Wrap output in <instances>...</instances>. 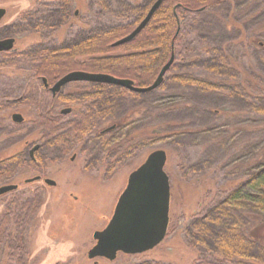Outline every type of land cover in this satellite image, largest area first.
<instances>
[{"label":"rangeland","instance_id":"374dc122","mask_svg":"<svg viewBox=\"0 0 264 264\" xmlns=\"http://www.w3.org/2000/svg\"><path fill=\"white\" fill-rule=\"evenodd\" d=\"M51 5L50 0H0V7L6 10L0 23V38L9 31L10 37L16 40L14 48L17 52L11 58L0 56V65L11 61V65L0 67V82L20 88L23 79L33 76L34 70L25 64L21 55L61 48L95 30L124 23L119 17L121 7L113 5L109 13H100L92 0H74L71 14L61 27L40 33L16 31L18 25L26 26L20 22L24 14L32 12L36 18L45 19ZM183 37L186 38L184 46L193 49L197 55L192 59L184 55L183 62L177 61L178 69L172 70L166 78L187 73L213 80L206 72L210 60H205V55L209 51L213 56L214 49H221L229 60L223 72L225 81L232 80L239 85L247 81L244 86H239L243 88L246 103L236 102L234 107L225 93L208 98L167 83L164 90L139 99L141 105L135 109L138 112L134 116L126 115V123L123 122L111 135L113 140L106 152L104 147L95 145L91 148L97 154L89 156L86 152L79 156V150L86 145L83 141V146L71 149L68 154L58 156L50 151L43 171L26 168L10 180L0 176V187L18 186L16 191L0 196V226L6 219V226L14 229L15 238L10 239L8 233L0 237V264H8L7 259L11 257L21 259L20 264H193L197 261L200 251L187 243L193 222L218 204L222 194L238 186L243 181V173H249L253 163L264 161V132L256 127L258 119L251 116V105L258 96L264 103V92L251 95L248 82L250 76L259 82L264 80V63L259 61L264 45V0H229L213 12L186 20ZM4 94L8 93L0 86V98ZM130 107L127 105L118 113L119 117H124ZM227 109L240 114L230 118ZM217 110L223 113L220 115ZM8 116L9 112L0 113V162L15 154L28 157L24 143L36 139V135L28 134L35 125V117L26 116L27 125L20 128L10 124ZM169 120L183 126L185 134L172 135L174 128L171 127L168 128L171 134L151 135L143 147L136 146L140 137L135 138V135L140 126ZM113 121L104 122L102 127ZM156 150L166 153L164 171L170 190L169 222L164 239L142 254L119 253L114 261L89 260L87 254L94 245L93 235L103 230L110 220L129 174ZM74 153L77 159L71 163ZM102 156L105 161L98 173L107 166V171L114 175L105 178L84 172V159L93 161ZM57 158L58 163L51 162ZM37 175L56 185L47 186L42 180L25 183L26 179ZM22 245L26 253L20 250Z\"/></svg>","mask_w":264,"mask_h":264},{"label":"trees","instance_id":"16d2710c","mask_svg":"<svg viewBox=\"0 0 264 264\" xmlns=\"http://www.w3.org/2000/svg\"><path fill=\"white\" fill-rule=\"evenodd\" d=\"M50 1L52 5L50 11L46 13L45 19L36 18L34 13L28 12L20 20L26 26L20 24L16 31L19 30L20 33L47 32L65 24L74 7V0ZM155 1L92 0V5L98 8L100 13L102 11L109 13L113 5L121 7L122 12L119 17L123 19L124 23L116 27L95 30L56 50L41 49L34 55L31 54L28 57L21 55V57L25 62L37 64L34 67L36 77L57 79L72 71H84L107 74L118 79L135 80L136 87L146 88L152 85L162 67L169 61L171 55H174V62L165 74L161 85L156 90L144 95L135 94V109L141 105L139 102L141 97L164 90L167 83L189 89L208 98L211 95L225 93L228 96V102L234 107L236 102L243 101L244 91L239 86H244L247 81L240 85L232 80L225 81L223 72L227 68L226 61L229 60L225 58L221 49H214L213 56H210L211 52L209 53V51L205 55V60H210L207 63L206 72L213 80H203L199 76L187 73L174 75L170 79L166 78L172 70L178 69L177 61L183 62L184 55L188 58L191 57L190 59L197 55L193 49L189 50V47L184 46L186 43V38L183 37L185 21L194 20L195 17L202 14L213 12L229 0H163L146 27L135 39L118 47L112 46L137 27ZM262 49L259 61L264 63V45ZM119 53L121 54L118 55ZM249 80L251 95H254V92L257 95L263 94L264 80L259 82L251 76ZM104 87L106 88L104 104L101 100L97 101L95 103L96 111L91 116L87 114H74L71 117L59 116L58 131L61 149L67 151L70 148L73 134L68 129L69 125L75 127V139L80 142L87 136V130L96 123L97 119H114L120 124L122 120H125V117H119L118 113L125 108L128 100L132 101L134 95L123 89ZM257 98V101L251 105V116L258 119L259 124L256 127L264 132V103L260 102L259 96ZM230 109L226 110L231 113L228 115L230 118L240 114L239 111L236 114V110ZM217 112L220 115L223 113L221 110H217ZM56 120L44 119V125L50 132L57 124ZM171 127L174 128L172 135L185 134V128L178 122L161 121L153 125L140 126L137 129L139 133L135 135V138L140 137L136 146L139 149L143 147L150 140L151 135L171 134L168 131V128ZM16 164L18 162L12 158L4 161L5 167L0 165V176L3 180L12 178ZM241 178L243 181L238 186L230 192L222 194V200L210 207L191 225L187 243L191 248L200 251L197 261L193 264H241L245 261L249 264H264V161L253 163L250 172H244ZM260 194L263 197H260ZM7 233L10 239L15 240L13 238L14 229H8L5 219L0 226V237L2 234L6 236ZM20 250L22 253H26L24 245L20 246ZM7 261L8 264L21 263V259H14V257ZM139 264L159 263L144 262Z\"/></svg>","mask_w":264,"mask_h":264},{"label":"water","instance_id":"95a60500","mask_svg":"<svg viewBox=\"0 0 264 264\" xmlns=\"http://www.w3.org/2000/svg\"><path fill=\"white\" fill-rule=\"evenodd\" d=\"M162 1L156 0L137 27L112 46L118 47L135 39L146 27ZM5 13V9L0 8V20ZM13 45L14 39L2 41L0 42V51H15ZM173 62L174 55H171L152 85L146 88L133 87L131 81L117 79L107 74L73 72L64 76L55 85L53 92L71 81H89L123 87L135 94H145L156 90L161 85ZM69 112L70 109H64L61 114ZM12 120L15 123L22 121L19 115H14ZM165 163V151L156 150L147 156L142 165L131 172L107 225L103 230L95 232L93 235L94 245L87 254L89 260L102 258L114 261L119 253L124 255L142 254L162 242L168 228L170 203L169 180L164 171ZM30 182L32 181L26 183ZM45 184L53 186L54 182L46 180ZM16 189V185L2 186L0 187V196Z\"/></svg>","mask_w":264,"mask_h":264},{"label":"flooded vegetation","instance_id":"af4514ba","mask_svg":"<svg viewBox=\"0 0 264 264\" xmlns=\"http://www.w3.org/2000/svg\"><path fill=\"white\" fill-rule=\"evenodd\" d=\"M4 17L0 20V23L4 19ZM9 39H14V38L10 37L9 31L8 32L6 31V34H4L0 38V42ZM15 42L16 40L14 39L13 49H15L14 48ZM53 50L56 49L53 48ZM16 53H17L16 50L0 51V56L6 55V56H10L11 58V56ZM25 56L28 57L29 54L26 53ZM9 64L11 65L10 60H8V64L5 62L4 64H1L0 67L7 66ZM25 64L31 66L33 70L34 67L37 66V64L36 63L34 64L33 62L31 63L25 62ZM73 72L89 73L84 71H72L67 74ZM67 74L57 79H47L44 77H36L35 76L36 73L35 71H33L32 77L23 79L20 88H14L12 86V83L5 84L3 82H0V86L4 88V92L8 93V94H4L5 96L0 98V113L9 112L8 122L14 125L15 127L23 128L25 125H27L28 120L26 121V119L28 117L36 118L34 122L35 125L31 127V131H29L28 133L31 135L33 134L36 135V139L33 142L26 141L24 143L28 157L24 158L22 157V155L15 154L13 156H10L2 160L0 162L1 166H4L3 165L4 161L15 158L16 161L18 162V164L15 165L16 168V170L14 171L15 173L24 170L26 168H30L31 170H35V171H43L45 169L46 162L48 161V154L50 153V151H52L51 153L58 156H60L61 154L63 155L65 153L68 154V152L71 151V149H77V147L80 145L83 146V141H86V145L84 146V148L82 147V149L79 150L78 152L79 156H82L86 152L89 156H91L92 154H97L95 149L91 148V146H95V145H100L101 147H104L106 152L107 148L110 146L113 140L111 135L117 130L119 126H122L123 122H125L126 120L125 121L122 120L120 124L113 119L114 121L111 125L102 127V124L104 122L111 121L112 119L110 120L97 119L96 123H94L93 126L87 130L88 131L87 136L83 138L80 142H78L75 139V134H74L75 127L69 125L68 129L73 134L72 137L74 138V140L70 143V148L67 151L60 149L59 131H58L59 130L58 120L60 115L71 117L74 114L75 115L87 114L88 116H91L93 112L96 111L95 103L99 100H101L103 103L104 100L106 99V95H104L106 88L104 86H111L132 93L134 95L132 97L133 98L132 101L128 100L125 104V107L127 105H131L132 108L130 107V110L125 111L127 114H124V117H126V115L128 114H130V116L135 115V92L129 91L128 89H125L123 87L109 85V84H102V83H93L89 81H71L62 85L61 87L58 88V90H55L53 92L55 85ZM90 74H99V73H90ZM125 80H129V79H125ZM129 81H131L133 87H135V80L134 81L129 80ZM64 109H70V112L64 115L61 114V111ZM14 115H19L22 121L20 123L13 122L12 117ZM26 116L27 118H25ZM45 118L57 119L56 120L57 124L53 126L51 132L49 131L47 126L44 125ZM108 138H111V140L109 141ZM101 149L102 150L100 151H103V148ZM76 157L77 154L74 153L70 158V162L74 163V161L77 159ZM57 160H59V158L52 159L51 162H57ZM103 161H105V156H102L99 160H93V161L84 159V165H85L84 172H86L87 174L89 173V175L102 176L105 178L114 175V173H109V171H107V166L104 167V170L103 172H101V174L98 173L102 170ZM15 173L12 174V177L14 176ZM41 178L42 177L40 175H37L30 179H26L25 183L27 181H32L30 183H33L42 180L43 183L45 184L46 180H50L47 178L44 179ZM55 185L56 184L54 182L53 186Z\"/></svg>","mask_w":264,"mask_h":264}]
</instances>
